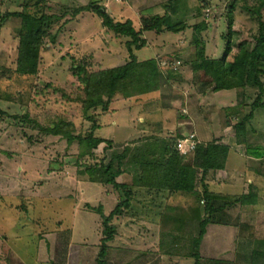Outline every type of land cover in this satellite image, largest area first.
I'll return each mask as SVG.
<instances>
[{"label": "rangeland", "instance_id": "374dc122", "mask_svg": "<svg viewBox=\"0 0 264 264\" xmlns=\"http://www.w3.org/2000/svg\"><path fill=\"white\" fill-rule=\"evenodd\" d=\"M89 1L104 7L106 13L115 22L130 20L136 30L142 29L141 35L146 40L145 45L140 49H134L133 53L138 60L157 59L160 89L145 95L146 98L139 96L123 98L124 94L117 92L110 101V103L113 102L112 111L98 113L102 111L98 107L85 115L81 103L83 91L70 69L71 66H83L87 71L94 72L124 64L129 60L125 43L130 39L104 26L101 18L92 10L73 14L75 9ZM246 1L249 4L257 3V0ZM230 2L231 0H125L123 2L115 0H0V209L25 211L34 205V210L31 211L32 216L47 214L48 217H44H50L51 221L48 226L53 227L60 221L58 215H62L64 219V216L71 211V203L74 199L81 200L80 189L78 193H74L77 192L76 188L83 184L87 187L83 198L93 204L94 212H97L94 210L97 207L96 196H100L101 193L111 196L114 193V197L121 195L120 198L123 200V194H120V191L116 190L112 184L98 185L96 181H93L94 174L92 176L89 170H101V165L113 160V167L110 170L113 174L119 171L118 176L126 170L134 172L138 168V160L143 158L144 153L146 156L150 153L146 150V141L161 139L172 146L177 139L176 136L180 135V131L175 132L180 125L184 126L187 133L194 131L197 137L208 142L215 140L211 134L213 132L216 134L221 129L227 139L231 136V140H227L229 144H232V140L238 142L233 126L227 128L225 124L235 123L249 113L250 108L240 102L250 101L247 97L243 98L244 92L245 95L251 94L250 98H253L255 91L253 89L213 91L211 83L215 81V73L211 70L193 73L191 69V62L195 59L196 53V45L192 43L195 36L199 39V46L204 45L208 58L224 57L227 43L231 47L226 60L232 59L241 44L252 45L253 37L258 32L256 16H251L244 10L240 2L230 8ZM12 12H26L36 17L45 14L52 17L47 30L44 31L45 38L40 42L39 66L34 75H21L16 71L19 39L21 35L27 33L28 27L22 25L20 18L7 15ZM63 12L64 14L61 15ZM230 12L232 22L229 27L228 13ZM261 14L264 20V7ZM155 16H165L164 23H161L159 27L161 30L144 31L143 18H155ZM178 22H183L186 28L178 32L166 30V25ZM202 23L207 24V28L196 33L195 26ZM197 95L198 99L194 104L190 100ZM145 99L148 100L146 105L135 109V103H143ZM196 102L200 104V107ZM229 103L232 106L238 103L241 105L234 108L235 111L240 109L236 116L232 114L234 118L226 116V112L222 109V106ZM163 110L168 111L166 116L169 123L171 122L170 127L173 132H169L170 127L165 128L161 122L162 127L154 123L157 120L159 122ZM143 111L147 112L143 115ZM26 113L28 119L25 121L23 116ZM231 113L232 111H228V114ZM88 115L97 117L98 126L93 133L96 137L105 140L89 154L82 155L85 144L80 145L79 149L77 141L67 142L65 135L66 131L69 133L72 131L75 135L86 136L92 126V122L87 121ZM185 115L186 118H180ZM254 115L251 124L246 127L249 131L257 130L262 137L257 134L253 139L250 135L246 137V145L252 146L256 144L255 139H264V108L257 109ZM30 120H32L31 123ZM93 122L95 123L96 120ZM54 123L64 125L60 134H53L47 130ZM137 125L143 127V131L136 132L140 130ZM144 125L149 126V130L145 129ZM170 134L172 136L168 137ZM106 140H113L111 146L107 145ZM197 141L200 142L198 139ZM251 141H253L252 144L249 143ZM253 156L257 157L256 154ZM101 173L98 171L97 174L100 176ZM83 180H86L87 184L83 183ZM119 182L125 184L121 180H118ZM200 183L197 179L195 187L199 188L196 189L197 194L194 197L197 198L196 203L200 206L201 212L197 215L194 213L193 216L165 219L167 221L164 222V229L168 232L160 241L163 242L162 248H165L168 254L184 256L188 254V251L189 254L192 252V245L200 230V222L208 215L204 211L205 203L202 200L203 189ZM126 186L133 194V185ZM71 193L74 195L71 196L73 200L70 203L63 194ZM253 193L254 190L249 189V194ZM30 196L31 201L28 202ZM244 198L243 204H249L253 200L252 197ZM217 204L220 205L222 202ZM81 206L89 208L84 202ZM94 216L99 218L97 214ZM138 216L140 214L137 213L135 218L138 227L146 228L143 225V217ZM209 217L212 219L206 225L204 235L208 232L213 235L215 232L217 240L224 241L227 240L226 236H229L227 228L232 226L234 231L232 236L241 240L239 245H244L246 248L244 250L249 252L264 245V232L255 234L259 231L253 226L256 225L257 217L250 214L242 216L238 203L226 207L224 211L220 210L214 217L212 215ZM86 219L88 220V217ZM246 219L254 223L248 225L244 222ZM1 221L0 230H5V226L13 225L12 221L4 223L3 220ZM249 228L253 229L251 230L253 234L244 233ZM89 234L91 236L90 229H87V235ZM138 236L143 237V230L136 233V238ZM242 236L246 238H241ZM203 237L198 246L203 242ZM0 240H3V237ZM211 241L213 239L209 241V245ZM136 245L137 248L134 251H136L137 264L139 262L145 264L146 261L143 260L151 252L149 249L138 248L140 242ZM112 246L109 245L108 251L106 250L107 254L104 257L106 264H114L119 259L118 254L124 259L132 255L131 250L124 252ZM223 249L214 251L219 253ZM239 250L237 246L235 250L229 251L237 255ZM154 253L152 251L151 254ZM208 257L201 259L200 255L201 264H215L213 259ZM249 257L245 259L248 262ZM217 261V264H240V259L236 260L234 255L227 259L220 257ZM148 262L147 264H156L151 263V260Z\"/></svg>", "mask_w": 264, "mask_h": 264}, {"label": "trees", "instance_id": "16d2710c", "mask_svg": "<svg viewBox=\"0 0 264 264\" xmlns=\"http://www.w3.org/2000/svg\"><path fill=\"white\" fill-rule=\"evenodd\" d=\"M241 7L250 13L251 16H256L258 21V32L253 37L252 45L241 44L237 52L231 60H226L227 54L230 52V45L227 43L225 56L221 58H208L205 54V47L199 46V39L195 36L192 43L196 45L195 59L191 62L193 73L201 70H211L215 73V81L211 83L213 91L229 90V89H253L255 94L253 98L251 94L244 92V97L250 99V111L245 116L241 117L233 125L235 136L240 143L242 137L245 136V123L252 118L253 111L257 108H264V20L262 19L261 10L264 7V0H257V3L249 4L246 0H231L230 8L235 7L238 3ZM92 10L101 18V23L114 30L117 34L129 37L125 43L129 53V60L124 64L89 72L83 66L72 65V73L76 76L83 91L81 100L83 112L85 115L90 110L100 107L106 110L115 93L120 92L124 97L140 96L160 89V71L156 58L147 60H138L133 51L140 49L145 45V38L142 37V29L136 30L130 20L125 22L114 21L104 10V7L93 4L89 1L87 4L79 6L75 9V15L81 11ZM64 12L61 14L63 15ZM9 16L20 18V22L25 27H28L26 34L21 35L19 39V53L16 65L17 73L21 75H34L38 71L39 56L41 51V39L45 38L44 31L47 30L50 15H41L40 17L33 16L26 12L7 13ZM151 19V20H150ZM165 16H155V18H143V30H158L160 24L164 23ZM149 22V23H148ZM232 22L231 12L228 13V26ZM207 24L196 25V33L204 28ZM167 31L178 32L184 30L186 25L182 22L166 25ZM197 43V44H196ZM48 85V84H46ZM243 103V100L242 102ZM89 117L87 121L92 122L90 131L86 136L75 135L66 131V140L72 143L76 140L80 149V145L85 144V149L82 155H87L98 144L105 139L96 137L94 130L97 123L93 122L96 116ZM28 119L27 113L23 116V120ZM32 120H30V123ZM63 124L56 123L49 126L47 129L53 134H60L63 130ZM39 129V128H38ZM42 129V128H40ZM176 136V135H175ZM177 138H182L183 136ZM107 145L111 146L112 140H106ZM149 141V142H148ZM146 141V150L149 151L148 156L145 155L141 160H138V168L132 173V184L138 187H148L156 190L165 189L172 193H196L197 179L201 182L203 189L204 211L207 217L200 222V230L193 243L191 256L194 258V264H201L200 254L198 252V244L205 233L206 225L211 221L209 215H214L220 210L231 206L234 203L240 202V197L229 196L218 193L209 192L205 181V176L209 170L223 169L228 153V146L213 140L208 143L198 142L195 148L186 154H181L176 148L175 143L171 146L165 140L153 139ZM248 146V145H247ZM249 151L256 154L257 157L262 155L256 149L248 146ZM81 154V152H80ZM113 159V158H112ZM113 160L107 164L101 165V170L90 169L93 181L112 184L116 190L120 191L124 196L109 214L108 217L101 215L103 225L104 238L101 242L100 251L96 258V264H106L105 242L115 232L114 227L109 225L108 221L112 215L119 214L124 208L128 207L131 197V190L125 184H120L115 181L117 174L110 172L112 169ZM137 164V163H136ZM99 166V165H98ZM98 171L102 172L99 176ZM200 171V173H199ZM91 175V174H90ZM199 175V177H198ZM99 177V178H98ZM121 196V195H120ZM218 202L222 204L218 205ZM217 204V205H216ZM215 264L218 261L214 260ZM249 264H264V248L254 249L251 252Z\"/></svg>", "mask_w": 264, "mask_h": 264}, {"label": "crops", "instance_id": "0c3cea01", "mask_svg": "<svg viewBox=\"0 0 264 264\" xmlns=\"http://www.w3.org/2000/svg\"><path fill=\"white\" fill-rule=\"evenodd\" d=\"M155 92L156 91H153L147 94ZM206 93L208 92L206 91ZM147 94H144L143 96L140 95L139 97L146 98L147 96L145 95ZM147 99H145L146 101L144 100L143 103L136 102L134 105L135 109L141 108V105L144 107L148 102ZM197 99L198 95L195 98L193 96L190 101L195 104V100ZM197 102V106L200 107V104ZM249 102L250 101H248V103L241 104L246 106L247 108H250V106L248 105L250 104ZM112 105L113 102L109 104L106 110H102L98 113L109 112L110 110L112 111ZM236 106L241 105H239L238 103L236 104ZM236 106H232L231 103H229L228 105L222 106V109H224V111L226 112V116H231L234 118V116L239 114L237 112L240 110L239 109L235 111L234 108H236ZM257 109L253 111L252 118L246 121L245 137H242L240 143L232 140V144H229L227 140H231V136L227 139L225 135H223V132L221 131L222 129L218 130L216 134L214 132L211 134V137H214L216 142L228 146V153L224 168L209 170L205 176L204 181L209 192L240 197L241 200L240 202H238V204L242 216L250 214L251 216L257 217V220L255 221L256 225L253 226L256 230L259 231H256L255 234L264 232V139L262 140V138H260L255 139V141L253 140L254 143L256 142L255 146L248 144V146L251 147V151L253 150V148H257L256 150L263 151L262 155L258 157L253 156V153L248 152L249 148L245 142L246 137H249V135L252 139L256 138V134L260 136L257 130L249 131L246 127V125L251 124L252 120L255 117L254 113ZM228 111H232V113L228 114ZM146 112L143 111V115ZM167 113L168 111L163 110L159 122L157 120V122L154 123H158L160 124V126L162 123L165 128L170 127L171 122L169 123V119L166 116ZM232 114H234V116H232ZM139 115L141 117L140 113ZM180 118H186V115ZM97 121L98 119L96 117V123ZM209 121L211 122L212 120ZM233 123H231V125L227 122L225 126L227 128H232V126L234 125ZM187 125L188 124H186V126ZM177 127L179 129L176 128L175 132L177 130L180 131L179 137L187 134V131L184 129L183 125ZM138 128H140V130L136 132L139 133V131H143V127L138 126ZM144 128L149 130L150 127L144 125ZM169 129V132H173L171 127ZM130 130L132 129L130 128ZM224 130L225 129H223V131ZM156 134L159 135L160 133ZM171 136V134L168 135V137ZM197 136L198 135H196V138L200 142H208L207 140H203ZM253 141L249 143L252 144ZM28 157L30 158L31 156ZM118 176V178L116 177L117 182L118 180H121L126 185H133L132 175L129 170L124 171L121 175ZM82 182L87 184L86 180H83ZM78 183L80 184V182ZM97 183L98 185L105 184L101 182ZM83 185L76 188L77 192L74 193H78L80 189L79 193L81 194V200L74 199L73 203H71V200H73L71 196L74 194H63V197H65V199L71 203L72 208L70 209L71 211L64 216V219H62V215H58L60 221L57 222L56 225H53V227L48 226V223H50L51 221L50 217H44L47 216V214L44 215L42 213L36 216H32L33 212L31 211L34 210V205L32 208L25 211H21L18 209L12 211L0 209V222H2L1 220H3V223L7 221H12L13 223L11 227L5 226V230H0V238L3 237V240H0V264H96V258L100 251L99 246L101 247V242L104 238L101 215L108 217L117 205L118 201H121V198L120 195H118L119 197H114V193L112 194V196L101 193L100 196H96L95 201L97 202V207H95L94 210L97 212H94L92 210L93 204H90L85 200V198H83V196L86 194L85 190L87 188L86 185ZM198 188L199 187H195V189ZM249 189L254 190V193L249 194ZM194 196H196V194L172 193L165 189L156 190L148 187L133 186V194L130 197L128 207L123 209L121 213L112 215V219L108 222L109 225L114 227L115 232L105 242L106 250L108 251L109 245H113V248H116L117 250H124V252L127 250H131L132 254L126 259L118 254L119 262L117 260L114 262V264H137L136 251L134 250L137 248L136 243L138 242H140V246L138 248L149 249L151 253L152 251L155 252L154 254L148 253L147 258H144L143 260L144 262L146 261L145 264H147L149 260H151V263L156 264H194V258L191 256V252L189 254L188 251V254L184 256L168 254V252H165V248H162L163 242L160 241V239L163 238V235L168 232L167 229H164V222L167 221L165 220L167 217L173 218L178 216H193L194 213L197 215L199 212H201L200 206L196 203L197 198H195ZM245 196L248 198L252 197L253 200L250 201L251 203H242V199L244 200ZM44 200L50 201L52 199ZM29 201H31V196L28 197V202ZM82 202H84L86 205L88 204L89 208H82ZM137 213L141 216H138L139 218H144H142V221L143 225L146 228L143 227L141 229L138 227L135 218V216H137ZM94 214H97L99 218H95ZM67 215L69 216L68 219ZM87 217L88 220L86 219ZM80 218L81 220H79ZM244 222L248 223V225L249 223L251 225L254 223L248 221V219H246ZM15 224H17V226H15ZM191 224H193V222ZM87 229H90L91 236L90 234L87 235ZM142 230L144 238L141 236H138V238H136V233L142 232ZM249 230L244 231V233H254L253 231H251L253 230L252 228H249ZM227 233H229V236H226L227 240L224 241L217 240V235H215V232L213 233V235L209 232L204 235L203 242H201V244L198 246V252L201 255V259L209 256V259L217 261L218 259H220V257L227 259L228 257L234 255V257H236V260L240 259V264H248L249 262L245 259L247 256H251L252 250L248 252V250H244L246 249L244 245H239L241 240L237 239V237H235L234 235L232 236V233H234V231H232V226H230V228H227ZM243 237L245 236H242L241 238ZM212 239L213 241H211L209 245V241ZM155 244L157 247L155 246ZM237 246L240 249L239 251H237V255L234 254L235 252L229 251L230 249L235 250ZM219 248L224 249L223 251H219V253H215L214 250ZM262 248H264V245L254 249ZM121 250L119 252H121ZM115 259H117V257H115ZM139 264H141V262H139Z\"/></svg>", "mask_w": 264, "mask_h": 264}, {"label": "built area", "instance_id": "2783aa9c", "mask_svg": "<svg viewBox=\"0 0 264 264\" xmlns=\"http://www.w3.org/2000/svg\"><path fill=\"white\" fill-rule=\"evenodd\" d=\"M116 2H123L125 0H115ZM127 1V0H126ZM198 143L196 139V134L193 132L187 133L182 138H177L175 141V148L181 153L186 154L191 152L196 144Z\"/></svg>", "mask_w": 264, "mask_h": 264}]
</instances>
